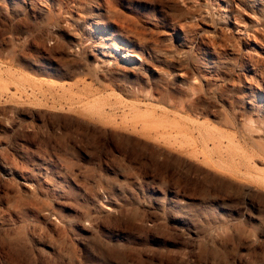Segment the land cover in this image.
<instances>
[{
  "label": "rangeland",
  "instance_id": "374dc122",
  "mask_svg": "<svg viewBox=\"0 0 264 264\" xmlns=\"http://www.w3.org/2000/svg\"><path fill=\"white\" fill-rule=\"evenodd\" d=\"M0 264H264V0H0Z\"/></svg>",
  "mask_w": 264,
  "mask_h": 264
},
{
  "label": "bare ground",
  "instance_id": "6f19581e",
  "mask_svg": "<svg viewBox=\"0 0 264 264\" xmlns=\"http://www.w3.org/2000/svg\"><path fill=\"white\" fill-rule=\"evenodd\" d=\"M184 73V72H183Z\"/></svg>",
  "mask_w": 264,
  "mask_h": 264
}]
</instances>
